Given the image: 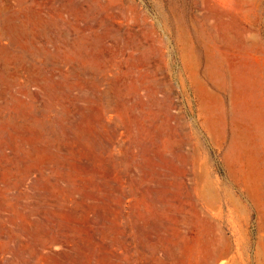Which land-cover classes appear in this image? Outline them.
Segmentation results:
<instances>
[{"label":"rangeland","instance_id":"374dc122","mask_svg":"<svg viewBox=\"0 0 264 264\" xmlns=\"http://www.w3.org/2000/svg\"><path fill=\"white\" fill-rule=\"evenodd\" d=\"M0 264H264V0H0Z\"/></svg>","mask_w":264,"mask_h":264},{"label":"bare ground","instance_id":"6f19581e","mask_svg":"<svg viewBox=\"0 0 264 264\" xmlns=\"http://www.w3.org/2000/svg\"><path fill=\"white\" fill-rule=\"evenodd\" d=\"M184 217V216H183ZM259 249V248H258ZM263 255V254H262Z\"/></svg>","mask_w":264,"mask_h":264}]
</instances>
